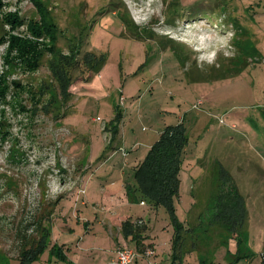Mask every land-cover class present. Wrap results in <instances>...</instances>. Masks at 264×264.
Returning <instances> with one entry per match:
<instances>
[{
    "label": "rangeland",
    "instance_id": "obj_1",
    "mask_svg": "<svg viewBox=\"0 0 264 264\" xmlns=\"http://www.w3.org/2000/svg\"><path fill=\"white\" fill-rule=\"evenodd\" d=\"M0 4L1 15L28 22L45 16L55 48L35 72L12 68L11 80L24 89H12L6 103L0 99V264H22V254L48 232V246L59 240L61 232L51 228L67 210L73 221L90 222L75 216L87 189L84 174L111 154L109 143L122 138L123 150H145L178 125L187 142L174 211L189 229L186 264H199V254L202 264H225L226 253L239 249L254 256L251 264L264 263V0ZM27 31L24 25L11 33ZM220 199L234 205L222 219ZM159 208L148 222L156 247L166 246L173 226ZM97 209L108 213L107 204ZM152 246L142 248L157 252Z\"/></svg>",
    "mask_w": 264,
    "mask_h": 264
},
{
    "label": "crops",
    "instance_id": "obj_2",
    "mask_svg": "<svg viewBox=\"0 0 264 264\" xmlns=\"http://www.w3.org/2000/svg\"><path fill=\"white\" fill-rule=\"evenodd\" d=\"M104 130L106 131V129ZM121 139H118L113 146H111L112 142L109 143L110 146H107L106 150H110L109 148H111L113 151L110 155H106L104 159L100 160L101 165L95 172L84 174L85 187L87 189L83 192V197L80 196V198L82 197V201H78L75 216L80 220L86 218L85 221L90 222L80 223L77 219L73 221L72 218L66 217V215H70L71 209L65 211L62 215L65 217L62 220L59 218L61 224L54 222L55 225L51 228V233L59 229L61 232L60 239H56V242L52 239L43 255L32 264H110L116 259L118 251L122 248H132L139 252L140 257L133 264H148V259L145 257L143 259L144 254L141 252H144L147 249L146 247L156 243L147 236L150 232L152 234V229L149 227L148 222L151 224L154 221L160 208L149 204L143 205L145 201H143V196L138 190V184L134 175L137 168L146 158L152 145L148 148L146 147L145 150L136 152V147L133 152H128L121 148V144L123 143ZM119 151H121L122 159L116 158ZM99 158L98 156L95 161L99 160ZM105 165H109V167L107 166L104 170ZM94 180L95 182H93ZM106 204L108 205V213L97 209L98 206ZM111 214H116V217H113ZM127 222L132 224L134 229L139 224L146 222L144 226L147 229L142 234L139 249L130 246L136 241L131 235L126 236L124 224ZM118 226H120V229H118ZM116 228L118 232H115ZM184 228L186 229L185 226ZM77 229H79L81 237L76 235ZM171 229L172 235L166 246L163 243H159L160 247H156L157 244L152 246L155 249L157 248V252H155V255L151 258L152 260H150L152 264H158L159 261H166L163 264H186L185 253L189 238L182 237L177 246H175L174 227L172 226ZM168 230L169 228H166L165 232H168ZM190 241L194 249L196 242L192 238H190ZM197 243H199V240H197ZM54 246L57 248V252L55 253L51 252ZM144 246L145 249L143 250L142 247ZM161 246L167 249L168 252L162 250L164 248ZM234 252L229 250L226 253L225 264H240V260L244 258H249L248 262L251 264L250 261L254 260V256H250L249 250L244 252L242 250V254ZM248 254L249 256H247ZM157 255L160 258H156ZM154 258L155 261H153ZM198 261L199 264H202L201 254L198 255Z\"/></svg>",
    "mask_w": 264,
    "mask_h": 264
},
{
    "label": "trees",
    "instance_id": "obj_3",
    "mask_svg": "<svg viewBox=\"0 0 264 264\" xmlns=\"http://www.w3.org/2000/svg\"><path fill=\"white\" fill-rule=\"evenodd\" d=\"M32 4L37 5L39 8L41 6L33 1ZM2 6L3 5L0 4V10ZM39 10L42 9L40 8ZM44 17L45 16L37 22H28L19 14H0V30L2 33L0 36V43H5L6 40V43H8L6 54L3 57L4 69L0 72V99L4 103H6V99L12 89H24L21 81L11 80L12 74L10 75V71L12 68L16 67L18 70L20 69L21 73L35 72L41 67L45 53L50 55H53V53L55 54L54 42L52 41L54 36L50 34V27ZM24 25L28 28L25 36L23 33H18L20 36L11 33L19 30ZM6 26L11 28L10 32H7ZM8 36L9 38L6 39ZM44 38L45 42L39 44V39ZM49 41L52 43L51 46L47 45ZM113 129L114 128H112V130ZM115 132H113L112 141L115 138ZM185 133V129H183L181 125L168 127L161 134L160 139L152 145L146 158L137 168L134 175L136 183L138 184V190L143 196V201H145L144 203L156 208L162 207L170 214L171 223L175 231V246H177V243L182 237H185V235L189 233V229L186 231L184 226L179 222L174 211V201L179 196L180 181L178 172L181 164L180 160L187 142ZM232 200H234V198L230 199L231 202ZM220 202H222L221 208H224V211L220 212V219H222L225 217L226 213L231 214L232 211H234V205L224 204L221 199ZM37 224L39 225L38 227H42V221ZM227 226V229L231 231L234 230L233 224H227ZM124 227L126 236L131 235L133 237L138 249L141 246L140 241L142 240V234L147 228L138 225L134 229L129 222L125 223ZM49 236L50 233L48 232L47 237L44 236V238L37 243L34 251H30V253L27 252V255L22 254L20 258L22 264H32L43 255L48 248ZM24 239H26V237ZM240 250L241 249L238 251L239 253L241 252ZM51 252H57V248L54 246Z\"/></svg>",
    "mask_w": 264,
    "mask_h": 264
},
{
    "label": "built area",
    "instance_id": "obj_4",
    "mask_svg": "<svg viewBox=\"0 0 264 264\" xmlns=\"http://www.w3.org/2000/svg\"><path fill=\"white\" fill-rule=\"evenodd\" d=\"M145 205V203H143ZM155 255V251L146 250L144 256L149 260ZM140 254L138 251L132 248H122L118 251L116 259H114L110 264H133ZM150 264H152L150 262Z\"/></svg>",
    "mask_w": 264,
    "mask_h": 264
},
{
    "label": "clouds",
    "instance_id": "obj_5",
    "mask_svg": "<svg viewBox=\"0 0 264 264\" xmlns=\"http://www.w3.org/2000/svg\"><path fill=\"white\" fill-rule=\"evenodd\" d=\"M208 59H209V61L211 62V57H207ZM202 59H203V57H202Z\"/></svg>",
    "mask_w": 264,
    "mask_h": 264
}]
</instances>
